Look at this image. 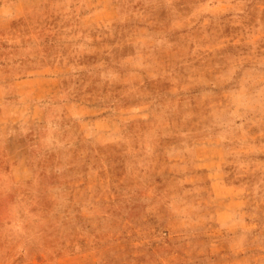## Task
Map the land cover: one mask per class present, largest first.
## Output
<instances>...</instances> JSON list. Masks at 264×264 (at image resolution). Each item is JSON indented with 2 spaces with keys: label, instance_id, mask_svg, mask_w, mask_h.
Returning a JSON list of instances; mask_svg holds the SVG:
<instances>
[{
  "label": "rangeland",
  "instance_id": "rangeland-1",
  "mask_svg": "<svg viewBox=\"0 0 264 264\" xmlns=\"http://www.w3.org/2000/svg\"><path fill=\"white\" fill-rule=\"evenodd\" d=\"M0 264H264V0H0Z\"/></svg>",
  "mask_w": 264,
  "mask_h": 264
},
{
  "label": "crops",
  "instance_id": "crops-1",
  "mask_svg": "<svg viewBox=\"0 0 264 264\" xmlns=\"http://www.w3.org/2000/svg\"><path fill=\"white\" fill-rule=\"evenodd\" d=\"M17 136H19V135H17ZM19 137H20V136H19ZM1 140H2V139H1ZM3 141H4V140H3ZM2 149H3V151H4V149L6 150V147L4 146V148L2 147ZM5 154H6V153H5ZM3 155H4V154H3ZM20 166H21V168H22V167L25 168V172L27 173V170H28V169L26 168V164H24V165H19L18 162H17V163L14 162L13 164H11V169H12V170H11V173H12V175H13L15 178H16V173H17V172L15 171V169L18 168V167H20ZM23 175H24V174H23ZM23 175H21V176H23ZM26 175H27V174H26ZM26 175H25V176H26ZM21 176H17V177H18V178H21ZM23 177H24V176H23Z\"/></svg>",
  "mask_w": 264,
  "mask_h": 264
}]
</instances>
